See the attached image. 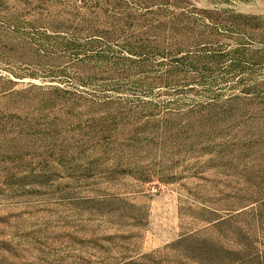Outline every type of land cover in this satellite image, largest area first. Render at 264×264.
I'll return each instance as SVG.
<instances>
[{"label": "rangeland", "instance_id": "obj_1", "mask_svg": "<svg viewBox=\"0 0 264 264\" xmlns=\"http://www.w3.org/2000/svg\"><path fill=\"white\" fill-rule=\"evenodd\" d=\"M236 15L264 0H0V264H264Z\"/></svg>", "mask_w": 264, "mask_h": 264}, {"label": "trees", "instance_id": "obj_2", "mask_svg": "<svg viewBox=\"0 0 264 264\" xmlns=\"http://www.w3.org/2000/svg\"><path fill=\"white\" fill-rule=\"evenodd\" d=\"M232 21V30L233 33H242L243 35H248V37L256 38L257 34H255V30L260 28L261 25H264L263 20L264 18H259L256 16H243V15H236L233 16ZM221 21L215 19V22ZM215 24V23H214ZM217 25H222L220 22ZM240 261L235 262L234 264H239Z\"/></svg>", "mask_w": 264, "mask_h": 264}]
</instances>
